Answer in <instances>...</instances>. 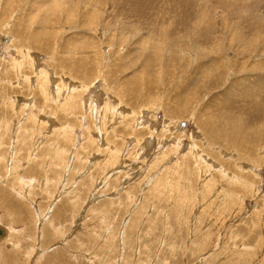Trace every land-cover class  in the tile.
<instances>
[{"label": "rangeland", "instance_id": "obj_1", "mask_svg": "<svg viewBox=\"0 0 264 264\" xmlns=\"http://www.w3.org/2000/svg\"><path fill=\"white\" fill-rule=\"evenodd\" d=\"M0 224V264H264V0H0Z\"/></svg>", "mask_w": 264, "mask_h": 264}, {"label": "bare ground", "instance_id": "obj_2", "mask_svg": "<svg viewBox=\"0 0 264 264\" xmlns=\"http://www.w3.org/2000/svg\"><path fill=\"white\" fill-rule=\"evenodd\" d=\"M21 56V55H20ZM57 88V87H56ZM252 90V89H251ZM250 92V91H249ZM251 93H252V91H251ZM252 95V94H251ZM250 97V96H249ZM252 98V97H251ZM179 102V101H178ZM94 106V105H93ZM96 106V105H95ZM230 120V119H229ZM232 121V120H231ZM233 125V124H232ZM235 127V126H234ZM26 129V128H25ZM236 129V128H235ZM236 131H238V130H236ZM211 132H213V131H211ZM239 132V131H238ZM227 133V132H226ZM230 133H233V134H235L234 132H230ZM240 134L241 135H238V138H237V140L239 139V141H240V139H242L243 141H246V139H247V135H244L243 133H242V131L240 130ZM247 134V133H246ZM237 135V134H236ZM242 135H244V136H246L245 138H244V136H242ZM252 135V134H251ZM222 137H225V136H222ZM214 138V137H213ZM226 138V137H225ZM234 138V137H233ZM230 140V139H229ZM233 140V139H232ZM25 141V140H24ZM248 141V140H247ZM230 143V142H229ZM236 143V142H235ZM237 147V146H236ZM238 148H239V146H238ZM244 148V147H243ZM159 180V179H158ZM16 199V198H15ZM18 200V199H17ZM0 226L1 227H3L4 228V230H5V232H6V235H5V238H0V241H6V240H8V238H9V235H10V230H9V228L8 227H6L5 225H2V224H0Z\"/></svg>", "mask_w": 264, "mask_h": 264}, {"label": "water", "instance_id": "obj_3", "mask_svg": "<svg viewBox=\"0 0 264 264\" xmlns=\"http://www.w3.org/2000/svg\"><path fill=\"white\" fill-rule=\"evenodd\" d=\"M5 235H6V232H5L4 228L0 227V237L1 238L5 237Z\"/></svg>", "mask_w": 264, "mask_h": 264}]
</instances>
